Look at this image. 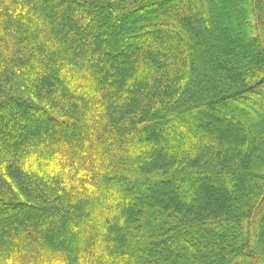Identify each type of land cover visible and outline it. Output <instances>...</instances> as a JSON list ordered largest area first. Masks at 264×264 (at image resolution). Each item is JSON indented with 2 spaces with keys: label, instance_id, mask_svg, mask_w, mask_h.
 Masks as SVG:
<instances>
[{
  "label": "trees",
  "instance_id": "obj_1",
  "mask_svg": "<svg viewBox=\"0 0 264 264\" xmlns=\"http://www.w3.org/2000/svg\"><path fill=\"white\" fill-rule=\"evenodd\" d=\"M0 264H264V0H0Z\"/></svg>",
  "mask_w": 264,
  "mask_h": 264
}]
</instances>
